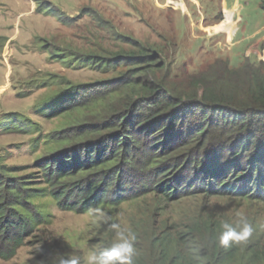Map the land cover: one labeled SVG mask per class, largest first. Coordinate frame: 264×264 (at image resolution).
I'll return each mask as SVG.
<instances>
[{
  "label": "rangeland",
  "instance_id": "1",
  "mask_svg": "<svg viewBox=\"0 0 264 264\" xmlns=\"http://www.w3.org/2000/svg\"><path fill=\"white\" fill-rule=\"evenodd\" d=\"M46 7L65 20L46 14ZM124 37L149 45L172 76L195 73L216 59L237 68L264 57V9L261 0H0V169L35 195L27 207L36 216L12 254L0 250V264H48L56 252L74 253L86 264L90 252L113 242L115 233L89 211L67 208L71 202L46 182L40 160L44 165L49 138L67 125L59 93L68 85L111 81L129 68L105 72L79 57L127 49ZM135 173L141 178L118 188L122 201L103 209L135 235L136 256L149 263L153 236L184 230L199 215L230 223L247 217L255 231L242 246L264 249V200L192 191L172 200L153 188L160 172ZM116 190L113 183L106 194ZM255 261L240 264H264V257Z\"/></svg>",
  "mask_w": 264,
  "mask_h": 264
},
{
  "label": "trees",
  "instance_id": "2",
  "mask_svg": "<svg viewBox=\"0 0 264 264\" xmlns=\"http://www.w3.org/2000/svg\"><path fill=\"white\" fill-rule=\"evenodd\" d=\"M44 12L65 20L50 7ZM123 41L127 49L79 60L105 72L129 67L125 73L94 87L68 85L59 93L67 125L49 138L51 152L40 165L46 182L57 184L62 199L71 202L67 208L86 212L120 203L118 188L142 176L135 171L160 172L153 188L172 200L191 191L264 200V57L237 68L216 59L195 73L172 76L149 45ZM261 47L264 53V41ZM4 173L0 169V250L12 254L34 227L27 203L35 195ZM113 183L117 190L109 196ZM214 217L199 215L184 230L158 233L149 263L135 255L134 264L263 260L264 249L253 243L221 247L222 220Z\"/></svg>",
  "mask_w": 264,
  "mask_h": 264
},
{
  "label": "clouds",
  "instance_id": "3",
  "mask_svg": "<svg viewBox=\"0 0 264 264\" xmlns=\"http://www.w3.org/2000/svg\"><path fill=\"white\" fill-rule=\"evenodd\" d=\"M89 213L100 225L114 232L115 237L108 247L90 252L86 264H134L135 235L113 222L112 217L99 206L91 208ZM220 229L218 243L224 248L246 242L255 231L253 224L243 215L235 222L221 221ZM48 264H80V259L74 253L56 252L50 255Z\"/></svg>",
  "mask_w": 264,
  "mask_h": 264
}]
</instances>
